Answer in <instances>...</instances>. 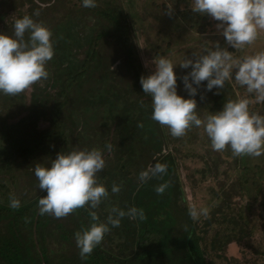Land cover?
<instances>
[{"label": "trees", "instance_id": "16d2710c", "mask_svg": "<svg viewBox=\"0 0 264 264\" xmlns=\"http://www.w3.org/2000/svg\"><path fill=\"white\" fill-rule=\"evenodd\" d=\"M67 3L73 12L61 18L51 16L55 22H46L41 15L34 16L33 11L26 14L52 32L55 52L46 66L47 79L32 84L35 90L28 103L26 89L14 96L0 93V264H214L206 260L208 244L214 241V249L223 250L233 239L240 241L241 236L248 232L250 235L257 224L243 214L242 208L237 213L231 209L212 210V216L204 220L190 218V205L177 171V149L169 150L172 139L187 137L195 126L182 137H173L166 126L151 119V97L143 93L140 84V77L148 74L139 58L140 41L126 1L97 0L94 8L83 7L82 0ZM189 10L188 4L184 14ZM85 12L98 21L81 28L75 17ZM98 22L103 27L99 31ZM2 31L11 33L12 29ZM159 40L162 41L159 35L151 39L152 47ZM110 48L120 52L125 61L131 76L125 84L115 78L108 57ZM156 55L163 56L164 52ZM237 86L242 89L238 82ZM49 88L57 91L53 94ZM231 88L225 82L215 104L219 110L227 102L224 92ZM183 94L188 95L186 90ZM195 99L196 112L201 117L198 107L208 104L198 94ZM248 99L250 110L257 112ZM259 105L263 110L258 113L264 115V101ZM13 117L20 119L7 122ZM42 119H47L49 125L38 129ZM108 144L110 150L105 147ZM91 148L102 151L105 166L97 177L108 190V196L95 209L86 204L61 218L40 215L37 202L46 191L39 189L35 177L34 194L18 196L11 192L9 184H17V178L30 171L34 175L36 164H50L60 151ZM157 162L166 164V173L146 182L138 180L142 170ZM200 173L206 178V170ZM260 173L264 175V168ZM113 184L119 185V192H111ZM160 184L167 185L163 194L155 191ZM208 190L213 199L221 200L216 190ZM10 196L21 201L18 209L9 207ZM256 202L264 212V200ZM219 206L222 205L216 208ZM113 207L125 211L131 207L143 209L145 218L130 219L125 215L118 227L109 226L102 242L82 259L74 234L90 224V212H96L103 222ZM248 209L251 212V207ZM213 216L218 217L222 229H213ZM261 226L264 229V222ZM33 230L34 239L30 236Z\"/></svg>", "mask_w": 264, "mask_h": 264}, {"label": "clouds", "instance_id": "9594fccd", "mask_svg": "<svg viewBox=\"0 0 264 264\" xmlns=\"http://www.w3.org/2000/svg\"><path fill=\"white\" fill-rule=\"evenodd\" d=\"M96 3L97 0H82L85 8H94ZM190 9L218 22L216 28L224 38V45L216 41L211 50L193 53L181 63H174L167 56L154 58V71L140 77L143 93L151 97V119L166 126L173 137H182L192 126L202 127L214 151L222 152L227 147L236 157H260L264 155V115L250 110L248 98L228 100L220 110L201 118L196 112L195 96L202 84L206 91L215 88L219 92L226 81L234 78L247 93L255 95L257 102L264 101V51L241 59H235L229 51V47L236 50L252 44L264 30V0H190ZM168 11L171 13L172 9ZM54 52L50 28L31 16L16 19L11 33L0 31V93L14 96L47 79L46 66ZM177 65L190 69L181 77L187 97L178 92ZM105 147L110 150L111 144ZM104 166L102 151L97 148L60 151L50 164H36L38 187L46 191L37 202L39 214L61 218L86 204L95 209L108 196V190L97 177ZM166 171V164L157 162L142 170L139 179L146 182ZM166 187L160 184L155 191L163 194ZM119 191V185L113 184L111 192ZM20 206L17 197H9L10 208ZM208 213L207 207L188 209L193 221L206 218ZM125 215L130 219L145 218L143 209L136 207L127 211L113 207L103 222L96 212H90V224L74 234L81 258L91 254L110 230L109 226L118 227Z\"/></svg>", "mask_w": 264, "mask_h": 264}, {"label": "rangeland", "instance_id": "374dc122", "mask_svg": "<svg viewBox=\"0 0 264 264\" xmlns=\"http://www.w3.org/2000/svg\"><path fill=\"white\" fill-rule=\"evenodd\" d=\"M60 1L35 0L31 4L28 0H0V31L11 30L14 20L32 11L38 12L46 22H55L50 18L51 16L61 18L64 15H70L73 12V7L67 3V0ZM125 1V7L130 10L135 23L140 41L139 58L146 74L154 71L152 62L154 58H159L156 54L162 51L164 52L163 56L169 57L174 63H181L186 57L192 56L193 53L204 54L205 50H211L216 41H219L222 46L224 45V38L216 28L217 21L210 16L192 13L191 10L184 14L183 10L185 6L190 5V0ZM59 2L60 4L57 5ZM131 2H134L135 6L130 5ZM53 5H55L54 8H51ZM168 9H172L171 13ZM75 20L79 21V24H81L79 27L81 28L86 25L91 26L98 21L97 17L88 12L78 14ZM97 24H99L97 28L99 31L103 27L100 22ZM158 35L162 38V41H158L159 46L156 44V47H152L150 40ZM229 50L235 59L264 51V30L259 32L252 44L236 50L229 47ZM108 53L109 62L115 72V78L121 84L130 81L131 76L127 72L125 61L120 52L116 50L113 52L110 48ZM79 56L82 58L83 53H80ZM175 70L177 76L180 77L190 71V69H183L178 65ZM226 82L232 85V90L224 92L227 101L236 100L237 98H250L251 105L252 107L256 106L257 112L263 110L262 105H259L262 101L257 102L254 94L247 93L244 87L239 88L237 82L233 79ZM177 85L178 92L184 95L183 91L185 89L181 78L177 80ZM33 90H35L33 85L26 88V103L30 101V93ZM48 90L54 94L57 88H49ZM220 93L221 91L217 92L215 88L212 91H206L203 84L199 87L197 93L199 99L208 104V106H202L201 109L198 107V112L201 111V118L219 110V105L215 104L220 99L218 97ZM212 108H216V110H212ZM19 119L20 117H13L7 122H17ZM48 125L47 119H42L37 127L43 129ZM175 148L177 150L174 151ZM169 151L177 153V171L184 185L190 206L207 207L209 213L206 218L212 216V210L213 212H220L219 209H221L231 212V209L237 213L242 208L243 214L252 217L257 224L253 227L250 235L249 232H246L247 234L241 236L240 241L233 239L224 246L223 250L214 249V241L208 244L209 249H207L206 260L214 264H264V229L261 226L264 222V212L258 209L256 202L257 199L258 202L264 200V175L260 173L261 169L264 168V155L260 157L248 155L236 157L232 155L231 150L227 147L222 152L214 151L202 127L192 128L191 133L183 139H172ZM203 170L207 171L206 178L201 177L200 171ZM34 177L35 175L31 171L26 175L23 174L17 178V184H9L11 192L18 196L28 193L34 194L36 191V184H33ZM138 180L140 179L138 178ZM208 187L212 188L214 192L216 190L217 194L221 196V200L216 201L213 199L214 197L212 198ZM31 194L29 195L31 196ZM226 201L230 204L227 205ZM218 204L222 206L216 208ZM229 206L231 207L228 208ZM248 207H251V212ZM206 218L201 217V220ZM213 219V229H222L221 225L218 224V217L213 216ZM30 236L33 239L35 238L34 230L30 232ZM207 239L211 241L212 236L208 235ZM74 246L71 248L77 249Z\"/></svg>", "mask_w": 264, "mask_h": 264}]
</instances>
